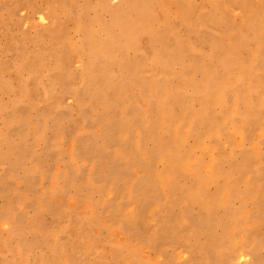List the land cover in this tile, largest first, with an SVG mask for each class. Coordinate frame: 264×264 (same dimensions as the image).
Masks as SVG:
<instances>
[{"label":"rangeland","instance_id":"obj_1","mask_svg":"<svg viewBox=\"0 0 264 264\" xmlns=\"http://www.w3.org/2000/svg\"><path fill=\"white\" fill-rule=\"evenodd\" d=\"M133 21L144 28L130 39ZM236 59L250 60L244 70L260 78L244 77L238 106L211 90L239 75L228 65ZM216 70L206 90L197 80ZM173 100L182 103L168 108ZM246 113L254 134L226 147L217 181L205 187L224 194L217 182L252 175L235 183L246 190L245 202L232 201L242 211L254 196L264 207L256 184L264 182V0H0V264H264V209L247 251L210 260L201 246H217L213 234L225 230L235 237L237 223L223 225L167 179L171 155L188 147L198 155L204 136L232 134ZM177 215L181 224L169 220Z\"/></svg>","mask_w":264,"mask_h":264},{"label":"bare ground","instance_id":"obj_2","mask_svg":"<svg viewBox=\"0 0 264 264\" xmlns=\"http://www.w3.org/2000/svg\"><path fill=\"white\" fill-rule=\"evenodd\" d=\"M91 23V21H89ZM86 27H91L90 24H86ZM144 28V24L140 23L138 21H133L131 27L127 31L128 37L130 39L136 38L137 35L141 33V31ZM90 30V29H89ZM88 31V30H87ZM108 33L110 36L113 37L114 33L108 29ZM117 35V34H116ZM132 42V41H131ZM86 46H90V43L88 39L85 41ZM95 44H93L91 47L93 48ZM221 61V60H220ZM255 61V60H254ZM256 62V61H255ZM250 63H252L248 59H236L235 61H232L228 63V65L231 67L230 70L233 68L237 67L239 69V75L236 78H232L231 74L227 76H224L223 78L220 79V81L215 80V76L220 74L218 73L219 70H216L217 72L204 75L200 80H197L199 84L202 86H206V90L209 87V84L212 82L217 83L213 84L211 87V90L216 92V97H222L223 99L227 98L228 96H234L235 99L234 101H237L236 105L238 106V102L242 101L243 98V92H244V77L249 76V81L257 83L260 81V78L258 77L259 74L258 71L255 73L252 71L250 68L247 70L246 69ZM221 66L223 67V62L221 61ZM226 67V66H225ZM223 68V70L225 69ZM246 67V68H245ZM254 68V67H253ZM252 68V69H253ZM222 70V71H223ZM255 70V69H254ZM232 72V71H231ZM263 72V71H262ZM110 73V68L108 67H103L100 69V82L99 85H105L107 86V81L108 75ZM235 75V74H234ZM149 78V77H148ZM147 78V79H148ZM162 78V77H161ZM153 79V78H152ZM166 79V78H164ZM231 79V81H229ZM146 80V79H145ZM160 80V79H159ZM144 81V80H143ZM148 81V80H147ZM177 81V80H176ZM174 79L171 82H168V89L169 90H175L177 88V83ZM149 82V81H148ZM146 83V82H145ZM194 83V81H193ZM151 84V82L149 83ZM197 84V83H196ZM200 85V86H201ZM232 85V86H231ZM199 86V85H198ZM148 88V86H146ZM150 87V86H149ZM194 87V86H193ZM195 87H197L195 85ZM152 88V86L150 87ZM155 88V87H154ZM167 89V87H166ZM138 90V89H137ZM136 90V91H137ZM261 90V89H260ZM141 91V90H140ZM155 91V90H154ZM159 91V90H157ZM161 92V91H160ZM168 92V91H167ZM175 92V91H174ZM135 93V92H134ZM162 93V92H161ZM182 93V92H181ZM186 93V92H185ZM190 93V92H189ZM103 94V93H102ZM118 94V93H117ZM136 94V93H135ZM147 94V93H146ZM155 94V93H154ZM165 94V93H164ZM176 94V93H175ZM195 94V92H194ZM193 94V95H194ZM163 95V94H162ZM167 95V93H166ZM178 95H183L178 94ZM187 95V94H185ZM102 96V95H101ZM106 96V95H105ZM147 96H149L147 94ZM197 96V95H196ZM245 96V94H244ZM98 97V96H97ZM110 97V96H108ZM140 98V96H138ZM144 97V96H143ZM151 97V96H150ZM149 97V98H150ZM178 97V96H176ZM192 97V96H190ZM199 97V96H198ZM99 98V97H98ZM105 98V97H104ZM128 98V97H127ZM148 98V99H149ZM153 97H151L152 99ZM166 98V97H165ZM174 98V96H173ZM184 98V97H183ZM107 99V98H106ZM105 99V100H106ZM142 99V98H141ZM147 99V100H148ZM149 99V100H151ZM180 99V97L178 98ZM115 100V98L113 99ZM112 100V101H113ZM138 100V99H137ZM140 100V99H139ZM157 100V99H156ZM194 100V99H193ZM153 99H152V104H153ZM230 101V100H229ZM228 101V102H229ZM245 101V100H244ZM133 102V101H132ZM157 102V101H156ZM168 102V101H167ZM195 102V101H194ZM225 102V100H224ZM227 102V101H226ZM246 102V101H245ZM131 103V102H130ZM141 103V102H140ZM170 103V102H169ZM181 101L173 100L170 103V107L168 108H176L181 105ZM233 103V102H232ZM133 104V103H132ZM138 104V101H137ZM166 103H164L165 105ZM209 104V103H208ZM229 104V103H228ZM97 105V104H96ZM129 105V104H128ZM131 105V104H130ZM135 105V104H134ZM148 105V104H147ZM169 105V104H168ZM192 105V104H191ZM94 106V105H93ZM136 106V105H135ZM161 106V104H160ZM62 107V106H61ZM98 107V106H97ZM100 107V105H99ZM82 108V107H81ZM150 108V106H149ZM162 108V107H161ZM160 108V109H161ZM190 108V105H189ZM188 108V109H189ZM236 108V107H235ZM60 109V108H59ZM62 109H64L62 107ZM61 109V110H62ZM85 109V108H84ZM103 109V108H102ZM112 109V108H111ZM165 109V108H164ZM224 109V108H223ZM261 109V108H260ZM88 110V109H87ZM96 110V109H94ZM187 110V109H186ZM241 110V109H240ZM70 111V110H69ZM89 111V110H88ZM98 111V109H97ZM149 111V110H148ZM151 111V109H150ZM61 112V111H60ZM107 112V111H106ZM49 113V112H48ZM66 113V112H65ZM69 113V112H68ZM150 113V112H149ZM167 112H165L166 115ZM144 114V113H143ZM175 114V113H174ZM219 114V113H218ZM221 114V113H220ZM256 114V113H255ZM257 114H259L257 112ZM58 115V114H57ZM84 115V113H83ZM82 115V116H83ZM86 115V114H85ZM158 115V114H157ZM170 114H168L169 116ZM247 113L244 114V116L238 117L236 120V128L233 130L232 134L223 132V137L219 135H214V136H207V139H205V136L202 138L201 141H199V148H200V153L198 155L193 154L194 148L193 147H188L187 148V153L185 155L183 154H174L171 155L170 163H171V171L167 175V179L170 178V182L172 181V184L177 187H182L184 191L189 192L193 195V201H195L197 204L200 205V208L203 209L204 205L207 208V213L209 212L210 214H213L217 217H219L222 220L223 225H227L230 222H236L237 227L236 229L232 232V234L235 237H231L228 231H224L222 235L220 236H215L213 234L214 241L217 243V246L212 245L211 243H205L204 245L201 246V249L204 252V258H208L210 260H216L219 259L220 261H223V263H228L230 259L236 255V254H243L245 251H247L246 247V242L249 238H252L254 232L256 231V228L259 225V215L261 211L264 209L262 204L260 203L259 199L257 196H254L252 202H250V207H245L246 210L242 211L241 208H235L232 204V201L235 200V198H238L242 203L245 202L244 198V193L246 190H243L242 192L239 191V189H236L235 183L241 182L242 179L246 182H251L252 180L250 179V176L252 175H245V174H240L234 178L232 175H228L226 178H224V182H217V190L223 189L225 186V193L218 195H208L205 192V187L209 183H213L217 181V172L219 170L220 174V166L222 165V157L226 156L225 155V150L226 147L229 146L230 148H240L242 145V142L244 139H248L254 134V131H252L253 125H256V119L249 118ZM251 115V114H250ZM53 116V115H52ZM51 116V117H52ZM61 116V115H59ZM68 116V115H67ZM81 116V115H80ZM219 116V115H218ZM254 116V114H253ZM258 116V115H257ZM87 117V115H86ZM102 117V116H101ZM174 117V116H173ZM172 117V118H173ZM57 118V117H56ZM69 118V117H68ZM74 118V117H72ZM200 118V117H199ZM53 119V118H52ZM70 119V118H69ZM86 119V118H85ZM89 119V118H88ZM165 119L166 116H165ZM170 120V119H169ZM49 121V120H48ZM52 121V120H51ZM65 121V120H64ZM63 121V122H64ZM72 121V120H71ZM166 121V120H165ZM53 122V121H52ZM51 122V123H52ZM56 122V121H55ZM164 122V121H163ZM149 123V122H148ZM165 123V122H164ZM173 123V121L171 122ZM214 123V122H213ZM70 124V123H69ZM75 124V123H74ZM72 123V125H74ZM195 124V123H194ZM52 125V124H51ZM164 126V125H163ZM155 127V126H154ZM256 127V126H255ZM61 128V127H60ZM179 128V127H178ZM166 130V129H165ZM170 131V130H168ZM162 132V131H161ZM166 133V131H165ZM169 133V132H168ZM171 134V133H170ZM165 135V134H164ZM167 135V134H166ZM162 136V135H161ZM160 136V137H161ZM189 136V135H188ZM191 136V135H190ZM260 137L263 138V134L260 132ZM159 139V138H158ZM153 140V139H152ZM163 140V138H162ZM209 140V143H202ZM77 141V140H76ZM187 141V140H186ZM25 149V148H24ZM82 150V149H81ZM170 153V152H169ZM177 153V152H176ZM166 154H168L166 152ZM229 159V158H228ZM68 161V160H67ZM66 164V163H65ZM68 164V163H67ZM71 167V166H70ZM73 171V170H72ZM120 171V170H119ZM128 172V171H127ZM79 173V172H78ZM147 174V173H146ZM233 174V173H232ZM149 175V174H148ZM80 176V175H79ZM115 176V175H114ZM119 176V175H118ZM145 176V174H144ZM121 177V176H120ZM81 178V177H80ZM125 178V177H124ZM147 178V177H146ZM187 178H193L195 180L194 185L196 187L189 186L190 188H185L184 187V180ZM127 179V178H125ZM119 180V179H116ZM83 182V181H82ZM145 182V181H144ZM147 182V181H146ZM119 183V182H118ZM135 183V182H134ZM116 184V183H115ZM256 184L264 188V182L261 180V178L256 179ZM135 185V184H134ZM87 187V186H86ZM181 188V189H182ZM134 189V188H133ZM197 190V191H196ZM49 194V193H47ZM92 194V193H91ZM111 195V194H110ZM95 196V195H94ZM111 197V196H110ZM109 198V197H108ZM107 198V200H108ZM94 201V200H93ZM92 202V201H91ZM99 202V201H98ZM94 203V202H93ZM89 204V203H88ZM91 205V204H90ZM240 207V206H239ZM112 209H110L111 211ZM93 212V211H92ZM107 214V213H106ZM110 215V214H109ZM29 217V216H27ZM171 222H177L179 224L182 223L181 216L177 215L175 217L169 216ZM27 219V218H26ZM28 220V219H27ZM97 220V219H96ZM92 216L85 215V218H82V222H86L87 224L94 226L98 225V221H96ZM29 221V220H28ZM43 222V221H42ZM44 223V222H43ZM105 225V224H104ZM49 227V226H48ZM99 229V236L100 237H107L106 231L101 230L100 227H97ZM167 233L173 232L175 229L173 225L167 224L165 227ZM211 235V234H210ZM47 238V237H46ZM49 239V238H48ZM122 241L126 242V240ZM59 241H45L44 244L46 247L48 246L53 247V245H57ZM127 243V242H126ZM36 244V243H35ZM62 246V245H61ZM38 247V246H37ZM43 247V245H42ZM121 247V244L116 242L114 240V249L116 250H121L119 249ZM62 248V247H61ZM249 248V247H248ZM41 249V248H40ZM127 251L130 252V246H127ZM250 249V248H249ZM35 250V249H34ZM55 250V249H54ZM71 251V250H70ZM75 251V250H74ZM44 252V250H43ZM64 252V251H63ZM36 253V252H35ZM38 253V252H37ZM36 253V254H37ZM65 253V252H64ZM79 253V252H78ZM77 253V254H78ZM35 254V255H36ZM56 254V253H55ZM80 254V253H79ZM76 255V254H74ZM58 256V255H57ZM61 256V255H60ZM64 256V255H63ZM69 257V256H68ZM74 257V256H73ZM61 258V257H60ZM79 258V256H78ZM244 258V257H243ZM59 259V258H58ZM57 259V260H58ZM74 259V258H73ZM80 259V258H79ZM242 259V258H241ZM83 260V258L81 259ZM80 260V261H81ZM30 263V261H29ZM51 263V262H50ZM80 263V262H78ZM198 264H204V259L198 260ZM86 264V263H85Z\"/></svg>","mask_w":264,"mask_h":264}]
</instances>
